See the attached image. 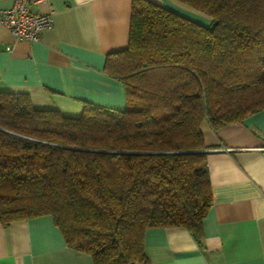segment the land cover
Wrapping results in <instances>:
<instances>
[{"label":"trees","instance_id":"trees-1","mask_svg":"<svg viewBox=\"0 0 264 264\" xmlns=\"http://www.w3.org/2000/svg\"><path fill=\"white\" fill-rule=\"evenodd\" d=\"M199 24L133 0L128 47L107 55L124 110L80 116L0 92V224L50 217L93 264H149L148 228L202 241L211 207L201 125L216 132L264 111V0H173Z\"/></svg>","mask_w":264,"mask_h":264},{"label":"crops","instance_id":"crops-1","mask_svg":"<svg viewBox=\"0 0 264 264\" xmlns=\"http://www.w3.org/2000/svg\"><path fill=\"white\" fill-rule=\"evenodd\" d=\"M133 0H45L53 26L37 43L17 41L0 29V92L27 94L39 110L81 115L85 103L124 110L121 83L104 72L107 55L128 47ZM178 13L173 0H149ZM13 0H0V10ZM192 12V11H191ZM211 207L202 241L179 227L148 228L149 264H264V111L213 132L201 125ZM0 264H93L68 248L50 217L0 224Z\"/></svg>","mask_w":264,"mask_h":264},{"label":"built area","instance_id":"built-area-1","mask_svg":"<svg viewBox=\"0 0 264 264\" xmlns=\"http://www.w3.org/2000/svg\"><path fill=\"white\" fill-rule=\"evenodd\" d=\"M45 0H13L9 9L0 10V29L6 31L17 41L37 43L45 30L53 26L55 10L50 7L45 14L30 10Z\"/></svg>","mask_w":264,"mask_h":264},{"label":"rangeland","instance_id":"rangeland-1","mask_svg":"<svg viewBox=\"0 0 264 264\" xmlns=\"http://www.w3.org/2000/svg\"><path fill=\"white\" fill-rule=\"evenodd\" d=\"M179 14L181 16L186 17V18L192 19L195 22H198L199 24H203L204 25V24H206L208 22V19H207L206 16H204L202 14H199L198 12H195L193 10H189V12H180Z\"/></svg>","mask_w":264,"mask_h":264},{"label":"water","instance_id":"water-1","mask_svg":"<svg viewBox=\"0 0 264 264\" xmlns=\"http://www.w3.org/2000/svg\"><path fill=\"white\" fill-rule=\"evenodd\" d=\"M205 152V151H204Z\"/></svg>","mask_w":264,"mask_h":264}]
</instances>
